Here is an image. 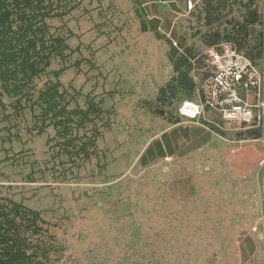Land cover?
Instances as JSON below:
<instances>
[{
  "label": "rangeland",
  "instance_id": "obj_1",
  "mask_svg": "<svg viewBox=\"0 0 264 264\" xmlns=\"http://www.w3.org/2000/svg\"><path fill=\"white\" fill-rule=\"evenodd\" d=\"M65 1L68 7L79 3ZM233 7V14L221 21L222 33L232 28L227 19L239 18L244 11L240 4ZM201 9L202 1L194 4L183 23L188 30L181 35L183 44L194 55L182 69L195 84L194 91L179 88L166 105L155 104L156 99L142 100L162 107L165 120L171 123L181 120L178 109L187 96L200 98L204 83L199 57L209 46L208 34L217 29L218 23L212 28L206 26ZM99 17L96 25L102 26L100 33L110 39L130 23V17L113 3L103 6ZM175 42L180 46L181 41H172L173 56L179 53ZM112 114H107L110 119ZM152 114L151 123L158 126V119L160 125L165 123ZM2 116L0 107V119ZM192 122L205 127L202 129L209 142L204 148L197 151L190 144L186 151L147 160L148 153L139 158V143L124 161L122 178L103 190L77 193L75 188L82 186L72 183L81 178L80 173L52 181L36 171L34 163L29 167L30 162L23 159L25 154L16 152L10 164L12 171L0 162V192L40 210L46 220L57 225L55 230L67 249L69 264H264L263 133H246L244 127L224 122L210 111ZM8 123L1 121L0 128ZM20 128L12 132L25 138ZM201 132L195 131L192 137ZM2 133L8 135L6 130ZM14 140L19 141L18 136ZM179 146L185 147V143ZM246 150L256 155L249 167L250 159L242 154ZM106 157V152L100 150L95 166L89 167L90 176L105 175ZM90 161L85 167L91 165ZM64 185H68L66 192L61 190ZM46 187L51 188L49 193L44 192Z\"/></svg>",
  "mask_w": 264,
  "mask_h": 264
},
{
  "label": "trees",
  "instance_id": "obj_2",
  "mask_svg": "<svg viewBox=\"0 0 264 264\" xmlns=\"http://www.w3.org/2000/svg\"><path fill=\"white\" fill-rule=\"evenodd\" d=\"M66 3L65 0H0V107L3 115L0 122L9 121L0 128V141L13 142L14 136L19 140L24 138L14 134L12 129L22 126L21 115L26 109L33 112L34 121L26 129L20 128L27 141L54 126L57 133L47 141L51 152L48 162L30 161L25 150L18 152L25 154L23 159L34 163L35 170L52 181L76 176L86 162L99 156L97 141L112 124L101 100H96L91 93L83 95L81 91L72 90L60 80L77 49H72L68 43L73 32L67 25L55 26L49 20L64 18L78 5L68 7ZM235 4L242 5L244 11L239 18L227 19L232 28H225L223 35L219 28L221 21L233 14ZM201 10L206 26L212 28L218 23L217 29L208 34L206 42L209 46L231 42L258 64L264 52V35L260 30L263 16L256 0L247 3L242 0H202ZM191 55L192 51L185 47L174 59V76L160 89L155 104L166 105L177 95L179 88L189 93L194 91L195 84L190 83L182 72L189 60L194 59ZM57 60L62 66L51 69ZM74 65L80 68L81 61ZM94 68L90 61L87 69H83L89 72ZM81 96H84L83 105L78 102ZM146 105L152 113L166 116L162 107ZM13 120L16 122L11 123ZM2 130L8 131V135ZM245 131L250 134L260 132ZM56 226L46 220L40 210L0 192V264H69L67 249L59 239Z\"/></svg>",
  "mask_w": 264,
  "mask_h": 264
},
{
  "label": "crops",
  "instance_id": "obj_3",
  "mask_svg": "<svg viewBox=\"0 0 264 264\" xmlns=\"http://www.w3.org/2000/svg\"><path fill=\"white\" fill-rule=\"evenodd\" d=\"M191 1L198 4L202 0H79L70 14L64 18L49 20L55 26L67 25L73 32L68 43L72 49H77L70 58V64L67 63L68 69L60 76L61 82L66 87L71 86L72 90L81 91L83 95L91 93L96 100L102 101L104 110L109 114L113 112L111 127L97 141L98 150L107 154L105 175L94 173L95 176H90L89 167L95 166V157H92L91 165L82 168L81 178L72 183L82 186L75 188L77 193L87 189L100 191L104 186L117 183L123 176L121 170L124 161L139 143L142 149L139 158L148 153V160L180 150L186 151L190 144L195 145V150L198 151L209 142L202 129L205 127L194 125V120L180 116L181 120L171 123L165 120L166 116H156L164 119L165 123L160 125V119L158 126L154 121L151 123L152 112L142 102L156 99L160 89L174 76V59L187 46L186 43L183 44L181 35L188 30L183 23L190 16ZM110 3L118 6L130 17V23L120 30L115 39H110L104 32L100 33L102 26L96 25L102 7ZM256 5L263 16L260 30L264 35V0H256ZM174 38L181 41V47L175 42L179 51L176 56H173ZM77 59L81 60L80 68L73 66ZM90 61L97 69L87 72L83 68ZM258 62L264 73V52ZM61 66V61L57 60L53 62L51 69L57 70ZM78 102L83 105L84 96L78 98ZM21 120L24 128L31 126L34 122L33 112L26 109ZM199 129L202 132L194 139L192 133ZM56 133L57 129L50 126L44 133L28 141L26 137L13 142L0 141V162L4 161L7 170L12 171L11 156L22 150L26 151L30 161L48 162L51 152L47 141ZM183 142L185 147L179 146ZM248 151L242 154L243 158L250 159L249 167L256 155L254 151ZM63 158L65 157L62 156ZM66 186L68 185L61 187L62 192L68 191ZM50 191V187L44 188L45 193Z\"/></svg>",
  "mask_w": 264,
  "mask_h": 264
},
{
  "label": "built area",
  "instance_id": "obj_4",
  "mask_svg": "<svg viewBox=\"0 0 264 264\" xmlns=\"http://www.w3.org/2000/svg\"><path fill=\"white\" fill-rule=\"evenodd\" d=\"M201 59L205 79L200 98L184 99L179 115L197 121L210 111L224 122L264 135V73L259 64L231 42L208 46Z\"/></svg>",
  "mask_w": 264,
  "mask_h": 264
}]
</instances>
